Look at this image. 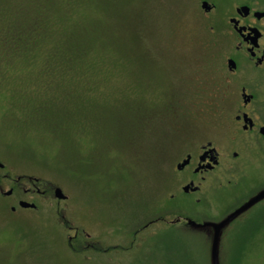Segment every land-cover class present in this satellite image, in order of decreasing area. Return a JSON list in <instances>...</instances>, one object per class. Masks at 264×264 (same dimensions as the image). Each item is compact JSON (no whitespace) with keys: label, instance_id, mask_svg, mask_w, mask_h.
<instances>
[{"label":"rangeland","instance_id":"374dc122","mask_svg":"<svg viewBox=\"0 0 264 264\" xmlns=\"http://www.w3.org/2000/svg\"><path fill=\"white\" fill-rule=\"evenodd\" d=\"M52 1L37 9L36 0H0V31L38 11L55 31L41 51L0 44V174L31 175L66 197L31 196L35 210L22 211L20 189L0 176V264H210L208 229L178 224L179 215L199 218L196 194L173 205L167 196L171 167L207 139L255 146L239 145L235 176L209 195L205 220L264 186V136L233 119L248 80L252 117L264 121V85L254 80L264 70L241 62L230 72L234 36L215 25L234 1L206 0L218 2L214 14L202 0ZM62 38L88 56L49 72L47 50ZM74 233L105 251H72ZM125 238L131 248L117 249ZM219 247L220 264H264V200L224 228Z\"/></svg>","mask_w":264,"mask_h":264},{"label":"flooded vegetation","instance_id":"af4514ba","mask_svg":"<svg viewBox=\"0 0 264 264\" xmlns=\"http://www.w3.org/2000/svg\"><path fill=\"white\" fill-rule=\"evenodd\" d=\"M206 1L202 0L201 2ZM230 2V9H225L222 14L223 16L220 18L221 23L215 24L216 26H220L221 24L227 25L234 36L233 48L230 52V56L226 59V63L229 59H233L235 62V67L233 69H227L230 72H234L237 69L239 63L244 62L247 65H251V68L264 70V0H233ZM208 5L211 6L210 9L205 10V14L216 12L219 7L218 2L215 1H206ZM209 2V3H208ZM228 7V8H229ZM228 10V11H227ZM227 15L224 17V15ZM215 28V26L211 25L210 28ZM235 74V73H234ZM254 78L255 82L260 83L259 86L264 85V72H261L259 75H255ZM245 84L240 85L239 87V94H240V105H237V113L234 115L233 119L238 127L241 128L243 132H250L256 137H259L261 134V128L264 127V121L257 123L251 114V105L253 104V100L255 94H248L245 92V87L248 84L244 81ZM256 86V84L254 83ZM241 131V133H243ZM241 135V134H240ZM264 136V135H262ZM239 139V140H235ZM230 146L226 147H218L214 144L211 139H207L204 142L198 143L195 148L185 149L181 153L178 161L175 163V167H171L172 170L177 171L173 175L171 179L172 182L175 183L176 189L174 192H171L167 196V201H169L172 205L175 201L178 200L179 195H186L190 196L196 194L190 203L193 207L191 211L197 217H190L179 215L178 219L180 220L178 224H188V221L191 219L195 220L196 223H202L205 220L203 217H209L211 215H207V208H210L209 205L211 201L209 199V195L219 189L221 184L226 178V182H230L228 177L235 175H231L232 169L235 165H237V160L241 157V150L239 145L251 146L254 144L253 141H245V139H241V137L231 138L229 140ZM255 144L252 146L254 147ZM185 163L181 165L183 162ZM3 165L1 164L0 168ZM1 177L9 178L13 181L14 186L20 189V195L14 199V203H17L19 209L22 211H29L35 210L36 204L29 203L27 201L28 197L31 196H38V197H47L53 194L54 196V185L51 183H42L38 178L33 177L31 175H18L15 177H11L7 171L0 174ZM228 178V179H227ZM22 181H27L29 186H23ZM217 184V185H216ZM184 187L187 190H184ZM264 187V186H263ZM253 190L245 195V198L235 202L233 205L226 208L223 213L220 215L221 218L228 215L230 212L235 210L238 206L244 203L247 199L255 195L260 189ZM6 196H10L13 194L12 188L9 189L7 192L4 193ZM54 199L61 201L64 199H58L54 196ZM55 200V204L59 203ZM264 199L255 203L252 207L256 204L260 203ZM20 202H26L28 204H32L33 206H22ZM177 205V204H176ZM195 207L199 208L195 210ZM233 207V208H232ZM250 207L249 209H251ZM232 208V209H230ZM56 209V208H55ZM211 209V208H210ZM249 209L244 211L242 214L246 213ZM10 210L14 211L15 206H10ZM173 211H185L184 209H172ZM207 211V212H206ZM242 214L238 215L233 222L239 218ZM201 218V219H200ZM219 218L218 220H220ZM156 219L159 220V216H157L152 221L154 222ZM214 220V221H218ZM192 221V220H191ZM62 222L68 227L66 220H62ZM152 222V223H153ZM156 222V221H155ZM146 226V224H144ZM143 226V227H144ZM142 228V227H141ZM191 228V226H190ZM193 230V229H192ZM135 231H138L135 230ZM208 235H211V229H208ZM78 233H74L72 236L68 237V243L71 247L72 251L82 253L85 250H100L101 249L97 244L93 242H86L81 241V239L77 238ZM128 238V237H126ZM125 238V245L117 244V249L120 250H128L131 248L133 243L130 241L127 242Z\"/></svg>","mask_w":264,"mask_h":264},{"label":"trees","instance_id":"16d2710c","mask_svg":"<svg viewBox=\"0 0 264 264\" xmlns=\"http://www.w3.org/2000/svg\"><path fill=\"white\" fill-rule=\"evenodd\" d=\"M52 4V0H36L37 9H41ZM25 21L17 16L16 21H12L13 27L0 31V44L3 47L4 53H18L28 51L34 48L41 51V43L50 39V33L55 32L50 21L45 19V15L39 11L36 14L25 16ZM76 36V33H75ZM60 45V46H59ZM48 51V57L53 62L52 66H48L49 72L56 73L60 68L66 67L67 63L73 62L75 59L84 60L89 53L87 49H80L78 46L69 47L64 39H60L56 44L52 45ZM61 62V65H57Z\"/></svg>","mask_w":264,"mask_h":264},{"label":"water","instance_id":"95a60500","mask_svg":"<svg viewBox=\"0 0 264 264\" xmlns=\"http://www.w3.org/2000/svg\"><path fill=\"white\" fill-rule=\"evenodd\" d=\"M203 9H210V6L207 4L206 1L202 2ZM227 67L229 69H233L235 67V62L232 59L227 61ZM261 134L264 135V127L261 128ZM185 161L181 164L183 165ZM1 166V164H0ZM184 190H187L184 187ZM54 196L58 199H64L66 196L62 192L61 188L55 187L54 188ZM264 199V187H262L255 195L247 199L244 203L238 206L235 210L230 212L228 215L224 216L218 221H204L202 223H196L195 221H188L191 228L194 229H211V238H210V253L209 259L210 264H220L219 263V245L222 232L224 228L229 225L238 215L242 214L244 211L252 207L258 201ZM22 206H33L32 204H28L26 202H20Z\"/></svg>","mask_w":264,"mask_h":264}]
</instances>
